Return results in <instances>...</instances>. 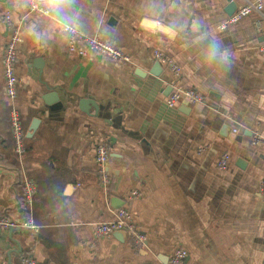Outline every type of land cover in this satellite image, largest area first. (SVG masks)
<instances>
[{
    "label": "crops",
    "instance_id": "1",
    "mask_svg": "<svg viewBox=\"0 0 264 264\" xmlns=\"http://www.w3.org/2000/svg\"><path fill=\"white\" fill-rule=\"evenodd\" d=\"M38 1L48 15L31 14L27 0H0V216L30 215L38 225L36 234L0 232V264L21 256L36 264H165L176 248L186 251L183 264H261L264 7L220 29L229 4L234 13L247 0ZM6 12L19 24L13 105L21 155L5 94ZM64 24L99 35L131 63L68 53ZM174 87L193 88L203 101L169 107ZM99 143L109 150L103 172ZM24 179L36 184L29 207L21 204ZM119 208L143 241L94 236V223Z\"/></svg>",
    "mask_w": 264,
    "mask_h": 264
},
{
    "label": "built area",
    "instance_id": "2",
    "mask_svg": "<svg viewBox=\"0 0 264 264\" xmlns=\"http://www.w3.org/2000/svg\"><path fill=\"white\" fill-rule=\"evenodd\" d=\"M28 11L36 16H44L49 14V9L39 2L38 0H27ZM264 7L262 0H247L240 7L236 9L234 13L226 17L224 21L219 24L220 29H226L227 27L235 24L243 17L249 15L253 11L260 12ZM3 22L8 30V37L4 46L3 54V66H4V79H5V94L7 99L11 103V109L9 112L10 129L14 143V151L21 155L24 152V131L21 122V118L18 110L13 105L17 86L19 84V78L15 74V63L17 60L18 43H19V24H17L10 16L9 12H6L3 16ZM63 30L66 33V47L70 54L74 55H87L90 52L97 53L109 60L117 63H131V57L128 53L124 52L119 47L110 43L109 41L101 38L99 35H86L71 25L64 24ZM258 51L264 53V43L258 47ZM154 58L161 63L166 64L170 70L179 75V67L171 59H166L160 52H154ZM180 98L186 99L190 103L202 102L203 97L193 88H176L172 89L169 96L166 98V105L169 107L175 106ZM234 132L237 129H233ZM260 142L259 135H255L253 143ZM109 155V150L104 143H99L95 147V160L98 165L99 171L103 172L104 167ZM229 160V154L224 152L219 160L218 166L225 168ZM102 180L107 181V177L102 175ZM261 190L264 191V181H262ZM36 192V184L30 179H24L22 183V206L29 207L34 198ZM136 195V191L132 192ZM13 226H20L28 229L31 233L36 234L38 231V225H36L28 215L25 218L14 220L13 218L0 216V232L3 229ZM123 230L125 233L132 235L136 241H143L144 235L139 233L131 221V215L128 210L119 208L114 212V215L109 220L95 222L93 226V234L96 238L110 234L114 231ZM186 251L182 248H176L169 256L165 264H183L186 257ZM19 264H36V261L32 257L21 256ZM261 264H264V252L262 255Z\"/></svg>",
    "mask_w": 264,
    "mask_h": 264
},
{
    "label": "water",
    "instance_id": "3",
    "mask_svg": "<svg viewBox=\"0 0 264 264\" xmlns=\"http://www.w3.org/2000/svg\"><path fill=\"white\" fill-rule=\"evenodd\" d=\"M228 12H230L228 15H231L232 13H233V9H232V4H229V6H228V10H227ZM145 22H149L150 23V25H152L153 23L155 24V21H145ZM149 25V24H148ZM157 28L158 29H160V30H162V31H165L166 29L164 28V27H162L161 25H158L157 26ZM32 128V127H31ZM32 130H33V128H32ZM238 162H239V166H243V165H245V162L242 160V159H238ZM9 228H11V229H16V227H9ZM17 229H18V227H17ZM115 233H118L120 236H123V234L125 235V231H123V230H118V231H114Z\"/></svg>",
    "mask_w": 264,
    "mask_h": 264
},
{
    "label": "clouds",
    "instance_id": "4",
    "mask_svg": "<svg viewBox=\"0 0 264 264\" xmlns=\"http://www.w3.org/2000/svg\"><path fill=\"white\" fill-rule=\"evenodd\" d=\"M225 59H227V57L225 56Z\"/></svg>",
    "mask_w": 264,
    "mask_h": 264
}]
</instances>
